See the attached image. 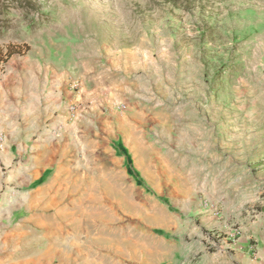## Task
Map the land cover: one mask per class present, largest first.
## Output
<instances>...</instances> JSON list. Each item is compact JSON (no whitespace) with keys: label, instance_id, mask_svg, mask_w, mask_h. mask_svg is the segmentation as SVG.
<instances>
[{"label":"rangeland","instance_id":"374dc122","mask_svg":"<svg viewBox=\"0 0 264 264\" xmlns=\"http://www.w3.org/2000/svg\"><path fill=\"white\" fill-rule=\"evenodd\" d=\"M8 47L85 107L51 208L0 165V264H264V0H0Z\"/></svg>","mask_w":264,"mask_h":264},{"label":"crops","instance_id":"0c3cea01","mask_svg":"<svg viewBox=\"0 0 264 264\" xmlns=\"http://www.w3.org/2000/svg\"><path fill=\"white\" fill-rule=\"evenodd\" d=\"M46 52V63H21L12 66L6 71L10 77L0 81V134L4 133L5 138L0 165L5 169L11 168L5 176L7 185L14 187L21 184L41 191L38 199L27 203L28 208H37L42 203V208L47 210L54 205L57 196L61 198L67 194L68 189H71L69 183L80 179L77 170L71 167L73 161L65 158L67 150L60 149L58 154L56 148L63 141L68 143L70 140V129L62 124L71 117L66 111L67 105L73 104L77 112L83 111L85 105L79 100L80 96H73L66 73L51 67L50 47ZM81 89L86 93L87 88L83 86ZM83 96L85 99V94ZM20 116L22 127L13 122L15 117ZM47 120L49 124L46 126ZM58 125L63 127L62 138L58 144L52 145L59 138L51 136V130ZM15 167L18 168L16 174L12 171ZM34 183L39 185L32 187ZM58 183L64 185L57 187ZM56 188L62 190L56 191ZM51 262L53 261L28 259L21 263L11 260L6 264ZM57 264L75 263L61 259Z\"/></svg>","mask_w":264,"mask_h":264},{"label":"built area","instance_id":"2783aa9c","mask_svg":"<svg viewBox=\"0 0 264 264\" xmlns=\"http://www.w3.org/2000/svg\"><path fill=\"white\" fill-rule=\"evenodd\" d=\"M69 88L73 94L74 97H79L78 95V84L76 82H69ZM66 111L68 112V114L73 117L77 115V110L76 107L73 104H69L66 107ZM3 139L0 138V151L3 148Z\"/></svg>","mask_w":264,"mask_h":264},{"label":"trees","instance_id":"16d2710c","mask_svg":"<svg viewBox=\"0 0 264 264\" xmlns=\"http://www.w3.org/2000/svg\"><path fill=\"white\" fill-rule=\"evenodd\" d=\"M15 53L16 52L14 51V49H12V47H8L4 53L0 51V65L6 62V60L9 59ZM124 158L127 159L126 156ZM130 171H132V169H130ZM132 174L133 177L136 179V183L138 185H142L143 184L142 181L137 177V175L133 171Z\"/></svg>","mask_w":264,"mask_h":264}]
</instances>
